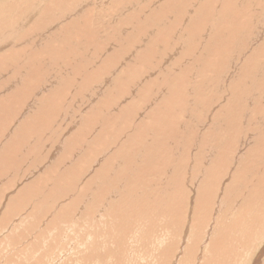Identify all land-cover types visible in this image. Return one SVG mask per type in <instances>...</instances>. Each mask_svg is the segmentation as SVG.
I'll return each instance as SVG.
<instances>
[{"label": "rangeland", "instance_id": "374dc122", "mask_svg": "<svg viewBox=\"0 0 264 264\" xmlns=\"http://www.w3.org/2000/svg\"><path fill=\"white\" fill-rule=\"evenodd\" d=\"M0 210V264H264V0H0Z\"/></svg>", "mask_w": 264, "mask_h": 264}, {"label": "bare ground", "instance_id": "6f19581e", "mask_svg": "<svg viewBox=\"0 0 264 264\" xmlns=\"http://www.w3.org/2000/svg\"><path fill=\"white\" fill-rule=\"evenodd\" d=\"M8 83V82H7ZM42 89V88H41ZM13 92V91H12ZM32 93V92H31ZM33 94V93H32ZM14 95V94H13ZM30 97V96H29ZM13 98V97H12ZM32 98V97H31ZM10 99V98H9ZM20 99H21V97H20ZM24 100V99H23ZM34 100V99H33ZM11 101V103H12V105H13V103L14 102H12L13 101V99L12 100H10ZM15 101V100H14ZM19 101V100H18ZM18 101H16V102H18ZM6 102V101H5ZM7 102H9V100L7 101ZM10 103V104H11ZM15 109V108H14ZM2 110V109H1ZM18 119V118H17ZM8 121V120H7ZM24 123V122H23ZM32 123V122H31ZM47 126V125H46ZM12 127V126H11ZM9 130V129H8ZM7 134V133H6ZM72 147V146H71ZM73 148H74V146H73ZM75 149V148H74ZM73 150V149H72ZM57 152V151H56ZM57 154V153H56ZM57 156V155H56ZM41 171V170H40ZM80 171V170H79ZM52 173V172H51ZM38 174V173H37ZM127 175V174H126ZM100 176V175H99ZM57 178V177H56ZM103 178H104V176H103ZM109 178V177H108ZM115 178V177H114ZM95 180V179H94ZM124 180V179H123ZM29 184V183H28ZM50 184V183H49ZM67 185V184H66ZM42 186V185H41ZM49 186V185H48ZM18 187V186H17ZM40 189V188H39ZM46 190V189H45ZM129 191V190H128ZM131 192V191H130ZM18 193V192H17ZM131 194V193H130ZM133 195V194H132ZM17 196V195H16ZM48 202V201H47ZM117 203V202H116ZM17 204V203H16ZM14 206V205H13ZM4 208V207H3ZM42 209V208H41ZM50 209V208H49ZM3 210V209H2ZM118 210V209H117ZM1 211V210H0ZM2 212H4V211H2ZM4 225V224H3ZM45 233V232H44ZM125 234V233H124ZM37 236H35V238H36ZM133 238V237H132ZM136 239V238H135ZM138 239V238H137ZM126 240V239H125ZM138 244V243H137ZM126 246V245H125ZM15 249V248H14ZM14 249H12L13 251H14ZM16 250V249H15ZM13 251H11V252H13ZM7 252V251H6ZM38 252V251H37ZM130 252V251H129ZM28 253V252H27ZM193 253V252H192ZM44 254V253H43ZM127 254V253H126ZM3 256V255H2ZM20 256V255H19ZM131 256V255H130ZM136 256V255H135ZM17 257V256H16ZM126 257V256H125ZM27 259V258H26ZM15 260V259H14ZM135 260V259H134ZM38 261H39V259H38ZM129 261V260H128ZM25 262H26V260H25ZM10 263V262H9ZM30 263V262H29ZM111 263V262H110ZM133 263V262H132ZM14 264V263H13Z\"/></svg>", "mask_w": 264, "mask_h": 264}]
</instances>
